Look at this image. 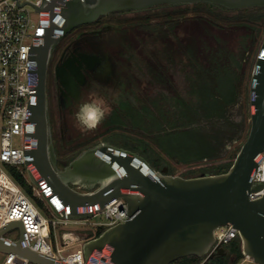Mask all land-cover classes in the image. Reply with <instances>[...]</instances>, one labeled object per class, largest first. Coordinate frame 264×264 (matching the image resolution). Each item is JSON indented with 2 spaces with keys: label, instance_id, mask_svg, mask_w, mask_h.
Returning <instances> with one entry per match:
<instances>
[{
  "label": "water",
  "instance_id": "1",
  "mask_svg": "<svg viewBox=\"0 0 264 264\" xmlns=\"http://www.w3.org/2000/svg\"><path fill=\"white\" fill-rule=\"evenodd\" d=\"M201 2L228 9L264 7V0H44L41 7H36L49 11L50 21L41 43L31 49L36 65L30 76L35 80L36 94L28 109L29 118L36 122V145L27 152L30 157L26 165L32 163L53 193L64 204L73 206L70 218L88 217L85 206L104 205L114 198H124L128 206L129 219L85 243L86 258L93 250L101 251L106 246L112 248V253L104 264H170L190 255L204 257L214 242V230L232 225L238 229L243 254L264 264V196L250 198L251 192L264 187V182L253 181L264 152V40L251 76V128L233 164L224 173L184 177L169 174L166 169L157 171L143 155L109 142L85 150L60 170L50 139L48 70L52 54L65 35L114 12ZM58 3H63L59 11ZM59 18L61 25L57 23ZM83 60L84 57H75L62 67L57 65L56 77L64 78L65 71L80 66ZM75 184L86 191L77 189ZM13 226L19 227L21 237L24 233L20 221L1 228L2 252L18 253L34 263L63 264L5 241L3 233ZM217 253L224 254L225 248Z\"/></svg>",
  "mask_w": 264,
  "mask_h": 264
},
{
  "label": "rangeland",
  "instance_id": "2",
  "mask_svg": "<svg viewBox=\"0 0 264 264\" xmlns=\"http://www.w3.org/2000/svg\"><path fill=\"white\" fill-rule=\"evenodd\" d=\"M28 8L35 15L33 7L28 5ZM259 15H263L262 19L255 20V17ZM256 25L259 26L260 30L258 35L256 34L253 38L256 33L253 28ZM85 28H94V26H86ZM98 28L102 30L104 38L115 34L116 39L123 38L124 42L131 43L134 52L132 56L135 57V59L133 58L134 63L129 64L131 67L132 65L140 68L145 65L151 67L153 65L150 62V64H147L146 61L157 60L152 62L155 67L149 69L152 74L148 73V70V72L141 74L143 71L136 68V71L140 73L132 81L134 83L130 85L131 89L129 90L136 106H154V102H162L165 109L167 107L176 113L180 122H184L186 119L184 115L189 113L191 115L189 118L193 119L192 126L200 127L199 129L207 132L211 131L214 122L206 119L199 120V114L197 113L198 98L194 93L190 94V91H192L193 79L200 78L197 75V71L200 69L198 63L205 67L209 56L221 59L237 75V101L231 105L228 117L240 124L241 129L235 139L224 146L220 155L228 157L244 143L251 128L250 83L254 65L264 40V9L256 8L243 11L217 6L166 5L143 11L127 10L115 13L101 25H98ZM75 30H72L71 34L65 35L58 43L47 79L55 143L61 153L64 151L61 147L58 132L54 66L63 49L77 34ZM127 52V49H124L121 54L128 55ZM141 61L144 62L141 63ZM156 67L160 69L158 74L153 73L157 70ZM123 94L119 91L112 92L104 87V89H99L96 94L88 95L84 103L102 101L103 107L106 109V115L94 130H82L79 125L77 137L86 138L84 146L88 147L106 139L119 144L128 142L133 145L141 143L140 140L151 141L150 137L152 135L144 133L140 128L133 127L130 123L123 125L108 124V120L115 109L123 114V110L118 104L119 101L124 100V98H121ZM148 116L154 117L150 113ZM214 125L227 126L223 122ZM164 157L168 158L167 156ZM162 163L167 172L170 169L173 171L169 174L181 176H187L192 168L198 167L197 164L187 165L174 159H169V163ZM151 165L159 171L152 163ZM27 184L30 186L28 182ZM31 198L47 218L60 220V217H55L47 210L41 200ZM74 220L80 219L71 218L67 224L60 223L58 233L62 230H71L78 234H88L89 238H92L97 235L99 228L107 229V227H98L90 222L82 223ZM102 220L103 217L101 216L90 219V221ZM9 235L14 239L18 238L20 229L12 230ZM78 248H72L70 251H75ZM4 257L5 255L0 253V264H2ZM244 261L245 264L253 263L252 259L247 256Z\"/></svg>",
  "mask_w": 264,
  "mask_h": 264
},
{
  "label": "built area",
  "instance_id": "3",
  "mask_svg": "<svg viewBox=\"0 0 264 264\" xmlns=\"http://www.w3.org/2000/svg\"><path fill=\"white\" fill-rule=\"evenodd\" d=\"M44 0H0V229L12 222H22L24 233L16 239L9 234L17 226L9 228L2 238L10 243H18L30 251L63 264H104L108 261L112 248L93 250L85 257L84 245L88 234H78L71 230L58 233V225L67 224L74 213L72 205H66L51 186L40 177L36 167L29 163L28 151L36 145V122L29 118V102L36 94L35 80L31 71L35 61L31 58L33 46L41 43L50 21L47 10H38ZM35 11V15L31 9ZM63 3H58L57 11ZM57 23L62 24L59 18ZM20 143V145H18ZM16 168L30 184L33 196L41 200L47 210L60 217L47 218L31 196L10 174L9 169ZM33 175L38 183L31 179ZM255 183L264 182V152L260 155L258 166L253 176ZM264 196V187L250 193L251 199ZM46 197H49L50 202ZM54 209H53V207ZM65 216H62V213ZM90 214L85 218H76L75 222H90L93 225L112 227L129 219L128 206L124 198H114L110 202L90 204L84 207ZM59 213L60 215H58ZM103 217L102 221H90L91 218ZM239 237L238 229L232 225H221L214 230V242L205 257L217 253L231 241ZM96 238V237H95ZM79 247L75 251L72 248ZM5 257L2 264H42L34 263L15 252H2Z\"/></svg>",
  "mask_w": 264,
  "mask_h": 264
},
{
  "label": "trees",
  "instance_id": "4",
  "mask_svg": "<svg viewBox=\"0 0 264 264\" xmlns=\"http://www.w3.org/2000/svg\"><path fill=\"white\" fill-rule=\"evenodd\" d=\"M191 5L223 7L202 2ZM223 8L228 9L226 7ZM252 9L256 8L241 10L248 11ZM262 17L263 15H259L255 17V20L262 19ZM106 19L103 18L100 22H104ZM253 30L256 32H254V38L256 34L258 35L260 28L256 25ZM71 32L68 34H71ZM198 66L200 69L198 68L197 75L200 78L197 80L193 79V87L190 94L194 93L198 98L197 113L199 114V120L206 119L214 122V124L223 122L227 125L226 127L223 125L215 126L212 123L211 131H203L199 129L200 127L192 126L193 119L189 118L191 116L189 113L184 115V118H186L184 122H180L176 113L167 107L165 109L162 102H154V106L138 107L133 106L129 100L122 101L120 104L123 114L116 111L108 120L109 125L130 123L133 127L140 128L144 133L152 135L150 142L140 140L141 143L139 142L136 145L129 143L128 146L130 145L134 151L140 152L159 170L165 169L162 162L169 163V159H174L187 165H198L197 168H192L187 176L183 175L184 177L226 172L233 164L241 147L240 145L228 157L220 155L224 146L234 140L241 129L240 124L230 120L228 117L231 105L237 101V75L221 59H217L214 56L208 57L205 67L200 63H198ZM149 113L153 114L154 117L148 116ZM9 172L28 195L36 198L33 196L32 188L28 186L24 175L19 170L10 168ZM168 173H173V171L170 169ZM105 230L99 228L94 238L100 236ZM226 248L227 254H216L204 263L205 256L190 255L179 258L170 264H235L244 258L239 237L226 245Z\"/></svg>",
  "mask_w": 264,
  "mask_h": 264
},
{
  "label": "flooded vegetation",
  "instance_id": "5",
  "mask_svg": "<svg viewBox=\"0 0 264 264\" xmlns=\"http://www.w3.org/2000/svg\"><path fill=\"white\" fill-rule=\"evenodd\" d=\"M120 12L122 11L111 13L109 16H102L95 22L75 28L77 34L74 36L72 41L63 49L58 61L54 66L55 74V67L57 65L61 66L67 60L75 57H84V60L81 62L80 66H77L76 68H69L68 72L65 71L64 74H66V76L64 75V78H57L56 75L54 77L56 91L55 98L58 113V132L61 140V147L64 151L63 153L59 151L55 143L53 123L50 114V104L48 105L50 139L54 146L57 165L60 170H64L67 166H69L71 162L75 160L82 152L91 147H94L101 142H109L118 147L134 151L130 145L128 146L129 143L127 142H122L121 144H119L108 139L88 147L84 146V140L86 138L84 139L83 137H77L79 124L75 118V113L78 111L80 105L86 101L88 95L92 93L96 94L99 89H104V87L105 89H109L112 92L119 91V93H124L123 97H121L124 98V100L119 101V105L122 101H130V85H133L134 82L132 81L136 78V75L140 73V70L143 71L141 72V74L148 71V73H150L151 68L155 67L152 62H156L157 60H154L152 62L150 60H148V62L146 61L147 64L151 63L153 65L151 67L146 65L141 68L138 65V67L134 65H132L131 67L129 64H133V58L135 59V57L132 56V53L134 54V52L132 51L131 43H129L128 41L124 42L123 38L116 39L117 37L115 34H111L110 36H106L105 38L102 36V30L98 28V25H101L103 23L100 21L103 18H109L113 14ZM92 25L94 26V28H85L86 26ZM124 49H127L128 55L121 54V51H124ZM53 55L54 53L52 54L49 67L51 66ZM142 62L144 61H141V63ZM136 68L139 70L138 72L136 71ZM155 69L157 70L153 71V73L158 74V71H160V69L157 67ZM73 72L75 74H73ZM116 111L117 109L113 111L112 115ZM137 153L141 154L140 152ZM74 187L81 191H86L85 188L81 187L78 184H75ZM224 248V254H227V248ZM216 254L218 253H214L211 255L213 257ZM245 257L246 256L244 255V258H242L235 264H245ZM205 259L206 257L204 258L203 263L209 258L206 260ZM252 262V264H258L253 260Z\"/></svg>",
  "mask_w": 264,
  "mask_h": 264
},
{
  "label": "clouds",
  "instance_id": "6",
  "mask_svg": "<svg viewBox=\"0 0 264 264\" xmlns=\"http://www.w3.org/2000/svg\"><path fill=\"white\" fill-rule=\"evenodd\" d=\"M106 115V109L102 101H93L80 105L75 113V118L82 130H94L103 121Z\"/></svg>",
  "mask_w": 264,
  "mask_h": 264
},
{
  "label": "crops",
  "instance_id": "7",
  "mask_svg": "<svg viewBox=\"0 0 264 264\" xmlns=\"http://www.w3.org/2000/svg\"><path fill=\"white\" fill-rule=\"evenodd\" d=\"M130 97V103L133 105V106H136V102L134 101V99L131 97V95L129 96ZM160 103V102H159Z\"/></svg>",
  "mask_w": 264,
  "mask_h": 264
},
{
  "label": "bare ground",
  "instance_id": "8",
  "mask_svg": "<svg viewBox=\"0 0 264 264\" xmlns=\"http://www.w3.org/2000/svg\"><path fill=\"white\" fill-rule=\"evenodd\" d=\"M147 172H150V170L146 171V173H147Z\"/></svg>",
  "mask_w": 264,
  "mask_h": 264
}]
</instances>
